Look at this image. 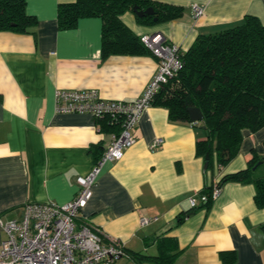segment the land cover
Masks as SVG:
<instances>
[{
    "label": "crops",
    "instance_id": "obj_1",
    "mask_svg": "<svg viewBox=\"0 0 264 264\" xmlns=\"http://www.w3.org/2000/svg\"><path fill=\"white\" fill-rule=\"evenodd\" d=\"M156 1L183 7L182 17L144 25L128 11L121 20L137 36L159 34L182 52L198 36L239 25L247 15L264 24V0ZM74 2L27 0L26 13L36 18L32 31H0L3 222L22 220L28 203L74 199L78 179L92 171L111 140L92 115L57 113V90L94 89L105 100L134 101L158 71L152 54L104 58L101 18L59 28V5ZM195 5L204 9L202 16H195ZM132 135L136 141L123 158L102 166L77 219L124 245L129 257L114 264H159L156 258L163 255L162 264H264V209L255 202L253 184L227 182L208 207L199 202L193 211L190 205L223 176L246 169L253 155H264V127L245 129L239 154L224 167L214 156L211 170L196 154L204 129L171 121L164 107L147 108ZM160 138L163 143L152 148ZM143 216L156 219L142 226ZM5 238L0 225V248Z\"/></svg>",
    "mask_w": 264,
    "mask_h": 264
},
{
    "label": "trees",
    "instance_id": "obj_2",
    "mask_svg": "<svg viewBox=\"0 0 264 264\" xmlns=\"http://www.w3.org/2000/svg\"><path fill=\"white\" fill-rule=\"evenodd\" d=\"M26 6L27 0H0V31H32L36 18L26 13ZM135 6L154 9V15L137 16V21L144 25L176 20L184 13L183 7L156 0H76L59 5V28L72 29L82 18L98 17L103 21L104 58L152 54L141 37L121 20ZM181 56L183 69L155 93L152 105L166 108L171 121L191 125L194 124L188 108H199L204 119L194 126L202 127L206 136L197 141L196 154L205 163L206 155H210L207 170L213 168L214 156L218 166L224 167L239 154L243 131L257 132L264 127V24L247 15L239 25L198 36ZM97 121L104 132L118 130L105 120ZM227 182L253 184L255 202L264 209V155H253L246 169L223 176L216 186ZM213 188L214 185L203 190L208 199L202 206L208 207L214 201ZM183 218L179 217V221ZM163 256L156 258L159 264L163 263Z\"/></svg>",
    "mask_w": 264,
    "mask_h": 264
},
{
    "label": "built area",
    "instance_id": "obj_3",
    "mask_svg": "<svg viewBox=\"0 0 264 264\" xmlns=\"http://www.w3.org/2000/svg\"><path fill=\"white\" fill-rule=\"evenodd\" d=\"M194 14L200 17L204 9L195 5ZM141 40L158 59V71L140 98L105 100L94 89L56 91L57 113L89 114L118 130L109 132L111 140L92 171L78 179L80 190L74 199L64 204L28 203L22 220H0L6 234L0 248V264H114L120 258L129 257L119 240L107 237L87 222L78 224L77 219L93 195L102 166L123 158L136 141L132 129L142 113L152 106L155 93L184 67L179 46L167 43L156 33L143 35ZM162 143L163 139H156L151 146L156 148ZM221 190L222 187L214 185L212 200L218 198ZM207 199L204 194L200 198L192 197L191 208ZM155 219L143 216L140 224L145 226Z\"/></svg>",
    "mask_w": 264,
    "mask_h": 264
},
{
    "label": "water",
    "instance_id": "obj_4",
    "mask_svg": "<svg viewBox=\"0 0 264 264\" xmlns=\"http://www.w3.org/2000/svg\"><path fill=\"white\" fill-rule=\"evenodd\" d=\"M133 11L137 16H140V17L147 16V15H154V13H155L154 9L152 7H149L145 10H141L135 6ZM154 20L157 21L158 19L155 17ZM188 113H189V117H190L191 122L194 123L195 125L202 122L204 119V115H203L202 111L197 107L188 108ZM209 160H210V155L207 154L206 155V161L207 162L205 163V169L208 166Z\"/></svg>",
    "mask_w": 264,
    "mask_h": 264
}]
</instances>
